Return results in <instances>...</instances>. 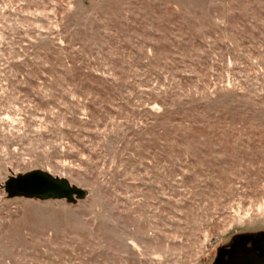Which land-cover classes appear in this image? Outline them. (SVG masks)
Here are the masks:
<instances>
[{
	"label": "rangeland",
	"instance_id": "obj_1",
	"mask_svg": "<svg viewBox=\"0 0 264 264\" xmlns=\"http://www.w3.org/2000/svg\"><path fill=\"white\" fill-rule=\"evenodd\" d=\"M34 171L85 197H10ZM262 232L264 0H0V264H213Z\"/></svg>",
	"mask_w": 264,
	"mask_h": 264
},
{
	"label": "water",
	"instance_id": "obj_2",
	"mask_svg": "<svg viewBox=\"0 0 264 264\" xmlns=\"http://www.w3.org/2000/svg\"><path fill=\"white\" fill-rule=\"evenodd\" d=\"M9 196H26L30 198L66 199L73 202V197H85V192L70 186L64 180L52 177L40 171L14 177L6 182ZM213 264H264V232L245 234L232 239L227 248L218 251Z\"/></svg>",
	"mask_w": 264,
	"mask_h": 264
}]
</instances>
